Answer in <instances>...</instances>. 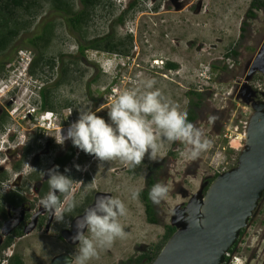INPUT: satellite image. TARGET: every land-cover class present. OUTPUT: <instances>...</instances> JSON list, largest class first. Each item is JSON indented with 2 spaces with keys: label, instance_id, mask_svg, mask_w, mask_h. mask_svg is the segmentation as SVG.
<instances>
[{
  "label": "rangeland",
  "instance_id": "rangeland-1",
  "mask_svg": "<svg viewBox=\"0 0 264 264\" xmlns=\"http://www.w3.org/2000/svg\"><path fill=\"white\" fill-rule=\"evenodd\" d=\"M66 1L74 10L80 8L79 0ZM133 1L136 7L126 12ZM251 1L100 0L86 24L72 30L66 25L65 15L53 12L48 2L39 0L31 14L18 9L15 21L8 23L7 29H17L18 34L9 48L0 53V65L5 66L0 69V79L7 77L9 83L18 81V71L6 69L15 67L18 51L29 53L31 58L41 52L43 63L30 79L38 81L36 91L49 88L52 104V110H41L35 121H29L23 117L25 111L39 102L37 92L34 99L29 97L33 81L26 78L31 84H19L14 93L4 95L7 91H2L0 105H9V111L13 107L18 110L6 114L10 129L14 122H24L20 140L34 145L36 136H40L43 144L50 138L52 146H56V154L60 146L69 141L74 155L60 171L65 173L67 168L65 174L74 180L77 207L71 213L85 208L86 199L95 193L117 196L126 204V215L120 217L126 238L117 239L110 249L100 252L99 259H93L89 264H127L128 259L140 257L142 251L148 254L157 249L160 251L166 243V226L180 228L179 221L187 217L189 203L195 197L194 200H198L199 191L204 194L208 180L236 167L239 155L232 146L236 147L238 141L228 143L221 136L226 128L234 130L235 126L241 133L242 126L249 122L254 112L253 104L257 103L250 86L258 69L264 68V7L253 8L255 17L247 18ZM123 12H126L123 24L116 23ZM48 23L52 26L49 43L42 46L39 42L40 47L32 46L30 39L40 34ZM108 34H112L115 43H124L125 53L90 49L82 56L77 52V41L84 43ZM231 50H236L238 55L235 59L230 57L234 64L229 67L226 54ZM61 60L66 71L62 74L64 81L53 85L61 76ZM50 61L55 63L53 68L47 63ZM8 62L11 63L7 65ZM166 62L177 64V68L166 69ZM209 72L210 81L207 82L203 78ZM145 77L154 78L156 87L182 111L188 109L189 91L202 93L193 123L204 131L212 144L197 160L189 161L179 156L184 148L181 143L162 140L165 157L153 161L146 154L141 165L129 168L119 160L101 162L93 155H83L84 151L73 146L71 140H65L63 145L57 143L61 134H65L71 123L78 119L80 108L87 107L107 120L108 108L116 96ZM45 112L52 114L47 115V120L43 116ZM211 113L218 117L214 123L207 118ZM52 157L53 154L43 157L35 168L24 167V174L35 169V174L41 175ZM149 174L154 184L164 183L169 188L167 199L160 204L150 200L156 213V224L147 221L140 195L136 200L131 198L132 189H141L140 193L147 189ZM254 214L256 221L252 232L242 240L244 249L240 255L245 259L244 264H264L263 204L258 205ZM54 224L56 227L50 230L48 240L31 235L19 242L13 241L9 252L15 249L24 264H47L54 254L64 249L73 257L76 248L67 250L56 238L57 228L68 226L69 221L55 220Z\"/></svg>",
  "mask_w": 264,
  "mask_h": 264
},
{
  "label": "clouds",
  "instance_id": "clouds-1",
  "mask_svg": "<svg viewBox=\"0 0 264 264\" xmlns=\"http://www.w3.org/2000/svg\"><path fill=\"white\" fill-rule=\"evenodd\" d=\"M31 62L22 64L17 61L15 67L6 68L9 72L18 71L17 85L11 87L13 91L21 83L31 84L26 81L31 77ZM7 81V77L0 79V92L9 85ZM156 85L154 78L145 77L133 87L121 91L108 108L107 120L87 107L80 108L78 119L71 123L65 134H61L57 143L63 145L65 140H71L73 146L101 162L119 160L129 168L141 165L146 154L153 161L165 157L162 140L181 143L184 148L179 156L189 161L197 160L211 147L212 141L205 137L200 127L189 121L188 112L180 110ZM45 113L52 116L50 112ZM207 118L214 123L218 117L211 113ZM76 167L80 168L79 165ZM65 173L58 165L43 172V176L48 177L49 190L39 199L38 209L43 207L57 222L63 221L77 207L74 180ZM140 191L132 189L131 198L138 199ZM168 194V186L157 182L149 191V199L158 205L167 199ZM126 211V204L119 197L98 196L95 205L87 207L76 222L77 232L73 240L79 243L69 264H89V261L99 259L100 252L110 249L117 239L126 238L125 226L120 222ZM85 228L86 232L83 231Z\"/></svg>",
  "mask_w": 264,
  "mask_h": 264
},
{
  "label": "water",
  "instance_id": "water-1",
  "mask_svg": "<svg viewBox=\"0 0 264 264\" xmlns=\"http://www.w3.org/2000/svg\"><path fill=\"white\" fill-rule=\"evenodd\" d=\"M258 71L264 74L263 67ZM253 108L236 167L215 177L203 195L198 192L187 217L179 221L181 227L151 264H222L225 252L255 217L264 193V103ZM70 261L61 256L51 264Z\"/></svg>",
  "mask_w": 264,
  "mask_h": 264
},
{
  "label": "flooded vegetation",
  "instance_id": "flooded-vegetation-1",
  "mask_svg": "<svg viewBox=\"0 0 264 264\" xmlns=\"http://www.w3.org/2000/svg\"><path fill=\"white\" fill-rule=\"evenodd\" d=\"M8 107L9 105H0V189H3L0 191V264H18V262L24 264L15 249H11L9 252L13 241L19 242L31 235H36L37 239L48 240L50 230L56 227L54 217L49 215L43 207L38 209L39 199L49 190L48 177L46 174L43 176V172L46 173L48 169L57 165L59 170L63 168L72 160L74 151L73 147H70L69 141L65 146H60L58 154H56V146H52L53 142L50 138L45 141L46 144L41 142L40 136L35 137L34 145L26 143L24 139L21 141L19 134L20 130L24 128L22 126L24 122L21 124L14 122L15 126L13 125L10 129L6 121V114L9 113ZM28 120L30 121V119ZM51 154H53L52 160L41 175H36V170L32 169L28 173L25 172L27 175L24 176V167L35 168L43 157ZM83 155H87V153L83 152ZM209 183L208 180L205 190ZM101 195L103 194L95 193L92 198H87L85 208H78L79 211L76 214L77 210L65 216L64 220L69 221V225L57 228L56 238L63 242L64 248L67 250L78 247L79 242L73 240V236L77 232L76 222L84 215V210L87 207L95 205L96 198ZM27 229L30 230L26 232ZM83 231L86 232V228ZM142 254L145 252L142 251ZM61 256L71 260L73 258L64 249L54 254L47 264H51L55 258ZM136 260L137 257H134L128 259L126 263L137 264Z\"/></svg>",
  "mask_w": 264,
  "mask_h": 264
},
{
  "label": "trees",
  "instance_id": "trees-1",
  "mask_svg": "<svg viewBox=\"0 0 264 264\" xmlns=\"http://www.w3.org/2000/svg\"><path fill=\"white\" fill-rule=\"evenodd\" d=\"M37 1L39 0H0V53H3L6 49L9 48L11 42L13 41L14 37L18 34L17 29H7V25L11 21H15V12L18 9H22L26 13L31 14L32 11L36 9L38 6ZM43 2H48L50 5V9L53 12H56L58 14H61L66 18V25L70 27L72 30H78L83 24H86L88 18L91 16V13L96 8V6L99 4L100 0H79L80 8L78 10H74L66 0H40ZM136 7V2L133 1L129 3L128 9L126 12H128L131 9H134ZM264 7V0H252L249 5V9L247 11V18H254L255 13L252 12V9L257 8L261 9ZM120 14V16L117 18L116 23L123 24L124 22V16L125 13ZM243 29L242 27L240 28ZM51 30L52 26L48 23L45 24L42 32L40 34H36L30 39V44L34 47H40L39 42H42V46L49 43L51 38ZM6 31V32H5ZM130 37V36H129ZM130 40V38H129ZM77 52L80 53V55H84V52L87 50H95V51H105L113 54L118 53H125V49L122 48L124 46V43L117 42L115 43L113 41L112 34H108L105 37L102 38H93L91 40H87L86 42L82 43L80 41H77ZM238 53L236 50H231L226 54V57H232L235 59L237 57ZM11 63L8 62L7 65ZM43 63V56L40 52L38 55L33 56L31 65L29 67V75L34 77L35 71L38 68V66L42 65ZM51 67H54V61L47 62ZM64 62L61 60V66H60V72L61 76L54 82L53 85H59L61 84L63 80L62 74L65 71L64 68ZM4 64L0 65V69L4 68ZM164 67L168 70H173L177 68V64L172 62H167ZM212 69H214V66H210ZM7 68V67H6ZM51 68V69H52ZM226 69V67H224ZM189 97V106L187 109L188 112V119L189 121L193 122L196 119L195 109L200 105L201 99H202V93L196 92V91H189L187 93ZM39 96H40V102H41V110L42 111H50L52 110V104L49 101V88H40L39 89ZM218 174L214 175L209 181L211 182L215 177H217ZM147 189L143 190L140 193V198L142 202L144 203V210L146 214L147 221L151 224H156V213L154 210V206L152 205L150 199H149V191L150 188L154 185V180L152 179L151 174L147 177ZM175 231V227L173 226H166L165 234H164V240L167 241L168 238L173 234ZM159 253V250L157 249L152 254H142L140 257L137 258L136 263L137 264H151L153 260L156 258L157 254ZM18 264H20L18 262Z\"/></svg>",
  "mask_w": 264,
  "mask_h": 264
},
{
  "label": "built area",
  "instance_id": "built-area-1",
  "mask_svg": "<svg viewBox=\"0 0 264 264\" xmlns=\"http://www.w3.org/2000/svg\"><path fill=\"white\" fill-rule=\"evenodd\" d=\"M18 55H17V59L16 61H18L19 63H26V62H29L30 60H32L31 56L29 53H26L25 51H18L17 52ZM232 58V57H231ZM230 57L227 58V65L229 67H232L233 64H234V60H231ZM233 59V58H232ZM210 72L208 73V76H206L205 79L207 82L210 81ZM33 81L34 83V88L30 91L29 93L30 94V98L32 99L33 97H35V92L38 93V96H39V89L36 91V89L38 87H36L35 85L38 84V81L36 80H31ZM14 81L10 82L9 85L7 86V88L5 89L7 92L5 93V95H7L8 93H14L16 91H13V88H11L13 85H14ZM250 89L251 91L253 92L254 96L256 97L257 99V103H264V74L260 71H258L256 73V76L255 78L253 79V82L250 86ZM4 90V91H5ZM1 93V92H0ZM3 94H1L2 96ZM0 96V97H1ZM34 99V98H33ZM35 106L32 108V109H27L23 115V117L25 118H28L30 120H33L35 121L37 118V114L39 111H41V102H40V96H39V102H35L34 104ZM18 110L16 109V107H13L11 111H9L10 113H15L17 112ZM253 114V113H252ZM47 115V113H44L43 116ZM248 123H245L243 126H242V132L239 133L238 132V126H235L234 127V130L230 129V128H226L225 132L222 134V139L224 141H238V145L236 147L232 146V149H234L237 154L239 155L241 150L243 149L244 147V143H245V136H246V131H247V127H248ZM238 159V157H237ZM261 204H263V207H264V193L262 195V198H261V201H260ZM256 221V217L253 218V220H251L248 225L241 230L240 232V235L239 237L237 238L236 242L234 243V245L228 249L225 254H224V262L222 264H244L245 263V259L242 258V256L240 255L242 252V250L244 249L243 246H242V240L245 238V236L249 235V233L252 232V228L254 226V222ZM264 234V232H263ZM251 240V239H250Z\"/></svg>",
  "mask_w": 264,
  "mask_h": 264
}]
</instances>
